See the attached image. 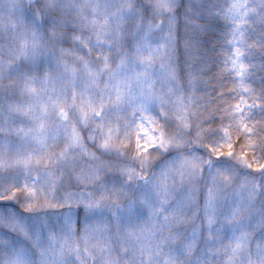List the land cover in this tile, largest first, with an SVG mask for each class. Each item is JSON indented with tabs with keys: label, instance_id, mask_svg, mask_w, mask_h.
<instances>
[{
	"label": "snow or ice",
	"instance_id": "1",
	"mask_svg": "<svg viewBox=\"0 0 264 264\" xmlns=\"http://www.w3.org/2000/svg\"><path fill=\"white\" fill-rule=\"evenodd\" d=\"M0 264H264V0H0Z\"/></svg>",
	"mask_w": 264,
	"mask_h": 264
}]
</instances>
